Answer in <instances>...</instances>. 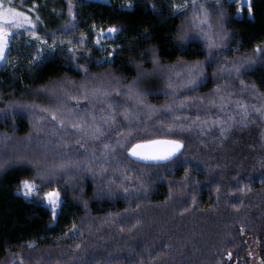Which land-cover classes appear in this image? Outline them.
Masks as SVG:
<instances>
[{"label":"trees","instance_id":"1","mask_svg":"<svg viewBox=\"0 0 264 264\" xmlns=\"http://www.w3.org/2000/svg\"><path fill=\"white\" fill-rule=\"evenodd\" d=\"M0 2L31 21L9 28L15 61L0 67V264H249L244 237L256 242L264 264V53H255L264 49V0H251L252 15L242 9L240 18L236 1L195 0L209 10L213 54L224 53L211 66L207 43L192 28L201 15L193 0L179 12L186 0ZM70 22L76 27L66 28ZM112 27L118 31L101 40ZM182 30L186 41L178 39ZM246 60V73L229 74ZM77 64L89 70L90 86L111 90L99 101H79L105 128L100 140L81 139L70 124L60 130L39 111L65 92L78 94L85 80ZM189 65H203L194 88ZM133 84L142 103L123 94ZM20 105L38 106L37 114ZM110 106L115 122L104 125ZM128 127L133 143L180 140L178 162L141 165L117 147L110 159L120 163L104 174L114 182L87 171L71 181L41 175L36 161L45 151L78 157L95 147L100 156L103 143L115 147L120 138L113 129L128 136ZM25 180L39 185L27 200L16 195ZM141 180L145 187L134 191ZM52 191L61 200L55 221L43 202Z\"/></svg>","mask_w":264,"mask_h":264},{"label":"snow or ice","instance_id":"2","mask_svg":"<svg viewBox=\"0 0 264 264\" xmlns=\"http://www.w3.org/2000/svg\"><path fill=\"white\" fill-rule=\"evenodd\" d=\"M235 2V0H233ZM242 3L248 7L249 15H252V8L250 0H242ZM187 0L184 5L177 6V12L180 11V8H187ZM72 5L69 4L70 15H71ZM193 10L195 12H200L201 15L197 19L193 18L192 28L196 30L197 35H200L204 38L207 43L209 57L208 66H211L213 63H217L216 57L218 55H223L224 53H216L215 55L212 52V49L218 46L217 40L214 35L211 34L210 30L213 25L209 16V10L204 8L203 5L197 6L195 0H193ZM0 21H6L7 26L4 23H0V61H3L6 58L5 47L8 43L9 28H23L25 23H31L30 20L26 17L23 12L16 11L14 8L5 9L3 3L0 2ZM74 21V17H73ZM221 21V26H222ZM34 27V25H33ZM66 28L76 27L73 22H70L65 26ZM118 29L112 27L109 29V32H116ZM35 35V33H33ZM220 35L226 36V33H220ZM83 37H81V43H83ZM181 41H186L189 39V34L187 31L182 30L180 36L178 37ZM47 43V41H45ZM55 41H53V46ZM71 51V49H69ZM257 55L264 53V49L257 46L255 49ZM112 53H109L111 56ZM153 62L158 63V60L155 59V52H153ZM110 62V61H109ZM250 60L236 62L235 64L228 67V72L231 74L235 72L237 76L243 75L249 69L244 68L243 72L241 71L242 67L246 63H250ZM189 72L186 76L187 86L194 88L197 85V77L202 75L203 65H189ZM77 70H83L85 82L79 85L78 94H70L65 92L62 96H57L56 99L59 101L54 106H40L39 111L41 113H50L51 120L57 124L60 130L65 129L68 124L71 125L73 129L77 130V134L84 138H90L92 140H100L101 137L105 136V128L101 124L96 122L95 114L88 115L86 113L87 105L81 106L79 104L80 99L88 101H99L101 97H106L110 95V89L103 87V85L90 86L87 78L89 76V70L82 64L76 65ZM171 87V83L169 85ZM119 95V93H117ZM128 96L130 99L135 100L137 103H142L140 98L141 94L136 90L135 85H130L123 93ZM69 101H76L75 105H69ZM20 107L27 108L31 111V114L35 116L37 113L33 110L38 106L35 105H20ZM245 108L247 106H244ZM257 112H260L261 109H255ZM45 117L41 116L40 119ZM104 125H109L110 123L115 122L114 110L110 111L100 117ZM127 119V117H125ZM67 122V124H66ZM127 127V126H126ZM119 139L115 140V147L112 143H103L102 148L100 149L101 155H96V148L93 147L91 152L85 149L82 156L73 157L69 152H64L63 154H57L52 157H49L47 151H45L36 161L38 165L41 166L40 171L43 177L49 176H61L68 177L69 181L72 180L73 174H78L80 172L87 171L91 173L92 178L96 179L97 177H104V174L108 171V166L115 163L119 165V161L110 159V156L116 151V148H125L126 156L129 158H136L133 162H153L152 166L161 167L166 166V164H176L178 161L174 159L176 154L180 151L183 146L180 140H170V139H160V140H147L143 142L133 143L132 141L135 137L132 136V129L127 128L128 136H123L119 128L113 129ZM171 131V130H169ZM56 133V128L53 129V134ZM36 139L39 140L40 136L37 134ZM81 149H84V144H81L78 140ZM130 145V146H129ZM44 148L47 149V143L44 144ZM184 164H187V161H184ZM90 165H95L99 171H93ZM124 179L129 180L130 177L127 173H124ZM144 175L143 173L141 174ZM159 173H157V177ZM111 182H114L116 178L114 177H104ZM187 180V176L185 177ZM187 187V185H183ZM145 187V181L141 180L139 186L134 191H138L140 188ZM242 190V189H241ZM21 191L25 198H31L34 192H39V185L25 180L21 184ZM111 191V189H110ZM123 192L127 195H132L133 193L129 192L127 186L123 187ZM47 206H50L53 216L56 215V208L61 203L60 193L56 192H47L44 194V201ZM231 255V254H229ZM148 259H151L149 255Z\"/></svg>","mask_w":264,"mask_h":264},{"label":"rangeland","instance_id":"3","mask_svg":"<svg viewBox=\"0 0 264 264\" xmlns=\"http://www.w3.org/2000/svg\"><path fill=\"white\" fill-rule=\"evenodd\" d=\"M89 1L107 3V4L110 2V0H89ZM231 1H233V0H231ZM235 1L239 5V9L236 11V17L240 18L242 16V9H244L246 11L247 16L249 17L250 15H249V12H248V7L242 3V0H235ZM250 2H251V0H250ZM175 10H177V8ZM0 23H4L5 26H7V22L6 21H0ZM8 31H9L8 43L6 44V47H5L6 58L3 61H0V67L6 65L7 63L15 61L16 53L10 47V44L13 43V41L16 38L15 37V32L13 30H10V29H8ZM116 32H109V30H107L106 32L101 34L100 38H101V40H105V39L111 38ZM31 39H33V38H31ZM38 44L40 45V48H41V46L44 45V42L43 41H39ZM52 192H54V191H52ZM16 195L20 196L24 200L28 199V198L24 197V195L22 194L21 189L16 192ZM46 207L51 212L53 221H55L56 217H57V215L59 213L60 204L56 208L55 217L53 216V213H52V210H51L50 206L46 205ZM244 238H245V241L247 243V254H248V258H249V264H258L259 257H258V253H257V244H256V242L253 239H250L249 237H244Z\"/></svg>","mask_w":264,"mask_h":264},{"label":"water","instance_id":"4","mask_svg":"<svg viewBox=\"0 0 264 264\" xmlns=\"http://www.w3.org/2000/svg\"><path fill=\"white\" fill-rule=\"evenodd\" d=\"M182 151H183V146L181 147L180 151L176 154V157H174V159H176L182 153ZM127 158L129 160H131V161H134L136 159V158H129L128 156H127ZM138 164L152 166L153 162H143V161H141V162H138Z\"/></svg>","mask_w":264,"mask_h":264}]
</instances>
